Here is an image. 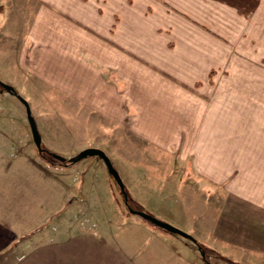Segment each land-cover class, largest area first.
Here are the masks:
<instances>
[{
  "label": "crops",
  "instance_id": "1",
  "mask_svg": "<svg viewBox=\"0 0 264 264\" xmlns=\"http://www.w3.org/2000/svg\"><path fill=\"white\" fill-rule=\"evenodd\" d=\"M54 15L58 17L55 21L51 18ZM75 23L89 26L105 40L89 31V37L83 38L77 29L66 35L61 26ZM83 39L92 43L84 48L92 49L109 67L102 73L106 84L129 81L130 66L140 75L139 66L147 61L176 81L154 87L160 91L154 96L148 93L155 106L174 105L183 98L192 110L197 104L202 106L201 114L186 116V130L143 132L154 143L158 137H168L182 149L181 156L191 158L189 166L199 171L194 183L184 180V173H176L170 190L175 205L186 208L189 219L193 217L189 224L194 231L196 222L217 234L223 231L206 208L220 192L230 194L227 198L231 203L241 201L243 208L248 204L250 218L254 208L257 215L264 212V66L257 65L264 57V0H0V79L21 96L0 91V264H85L83 251L92 248L90 238L83 243V237L90 233L83 231L81 206L82 201L95 199L89 172L84 170L92 165L86 160L98 155L84 158L86 164L78 174L70 167L67 180L68 164L51 162L39 154L24 101L29 104L35 89H47L46 94H57L59 101L69 98L81 104L82 99L93 98L86 94L82 65L76 61ZM65 68L70 71L67 85L61 77ZM90 70L85 73H100ZM227 73L228 84H223L220 81ZM134 77L139 83L132 88L142 92L145 88L139 86L144 84ZM228 88L233 91L226 94ZM242 89L249 92L243 96L235 92ZM227 98L247 99L252 108L250 125L243 129L245 121L236 122L242 115L233 114L239 117L232 118L235 123L226 129L225 122L230 120L225 114ZM237 109L233 105V110ZM167 119L173 117L161 120L170 122ZM234 167L236 171L248 169V179L227 178ZM109 186L111 192V183ZM198 209L201 211L194 214ZM122 214L128 219L131 216L128 211ZM137 228L142 232L151 229ZM252 236L249 264H264V245L258 236ZM103 246L108 250L114 245ZM145 247L157 249L160 255L164 252L170 258L168 264H209L204 256L195 261L187 257L196 255L191 243L145 244L129 239L112 253L111 263L145 264L137 259L145 255Z\"/></svg>",
  "mask_w": 264,
  "mask_h": 264
},
{
  "label": "rangeland",
  "instance_id": "2",
  "mask_svg": "<svg viewBox=\"0 0 264 264\" xmlns=\"http://www.w3.org/2000/svg\"><path fill=\"white\" fill-rule=\"evenodd\" d=\"M51 18L54 21L58 19L56 15L51 16ZM61 28L63 30L66 29V35H71L72 29H77L83 38L89 37L87 32L89 31L102 37L100 39L105 40V37L100 33L94 32L87 25L75 23L69 24V26H61ZM65 34L63 35L66 37L67 42H70L71 39ZM82 45V50L77 52L76 61L82 65L83 86L87 84L88 88L86 94L92 95L93 98L82 99L81 104L69 98L59 101L55 96L57 94L47 95V89L43 91L35 89L33 91L34 95L29 98V105L34 118L38 119L37 124L42 136L41 144L46 146L49 151L60 154L67 159L76 157L81 150L88 147L103 149L119 171L125 184V190L129 194V202L133 207L143 208L142 210L172 224H174L173 222H177L179 225L176 226L191 235V238H189L163 231L135 213H131L129 219L126 218L122 214V211L123 213L128 211V206L126 205L128 196L126 194V197H124V192L120 190L117 181L109 173L105 162L99 156L94 157L97 160L94 158H88L87 160L83 158L78 161L81 164L75 165L74 163L65 166L68 180L69 175H71L69 173L75 172L78 174L82 171V165L86 164L85 160L90 165L92 164L84 171L89 172V181L91 180L95 199L91 202L82 201L81 206L83 231H89L90 233V236L83 237V243L90 238L89 241L91 243L88 245H91L92 248L83 251V262L85 264H112V253H116L121 243L129 239L130 242H143L145 244L179 243L183 241L194 245L196 255L187 256L193 261L198 260L199 257L207 256L209 264H249L250 254L248 248L251 242V234L253 233V236L256 235V238L258 236L259 242L264 245V212H259L257 215L254 208V215L250 218L251 212L249 213L246 210L248 204L243 208L241 206L243 202L241 201L236 200L235 204L231 203L230 199L227 198V195L230 194L226 195L220 192L216 194L218 197L210 199V205H207L206 208L209 217H212L211 220L215 218L216 223L222 226L223 231L217 234L214 230L206 229L208 227L205 230L198 222H196L197 229L194 231L189 224V222L193 221V217L189 219L186 208H182L181 205H175V202L170 198V190L173 182H176V178L174 177L176 173H184V180L186 181H195L200 176L199 171L189 166L188 160L190 162L191 158L187 159L183 155L181 156L182 149L173 145L168 137H158L156 143H154L151 138H146L143 135L144 130L151 133L170 129L186 130L188 119L186 116L196 113L201 114L202 106L197 104L195 110H192L191 103L186 104L184 98L178 99L174 105L155 106L153 104L154 98L151 97L148 100L151 96L148 93L154 96V94L160 92L155 90L154 87L158 86L159 89L162 87V83L170 80L175 81V78L163 71H161L163 73H160L159 69L151 66L147 61H143V65L140 64L139 67L142 71L140 75L136 74L137 69L130 66L128 68L129 81L121 82L115 80L113 85L106 84L102 73L110 70L109 67L104 65L103 61L95 56L92 49L84 48V46L92 45V43H87L83 39ZM258 61V66H264V57L261 58V62L260 59ZM114 68L118 72L119 67L117 63L114 64ZM90 69L99 70L100 73L96 75L85 73V71H92ZM65 71L61 77H64L63 81L67 85L70 71H67L66 68ZM134 76L139 77L140 81L144 84L139 86L140 88H145L142 92L132 88L139 83L138 80L134 79ZM210 76L213 77L212 72ZM90 77L92 78L90 79ZM237 77L238 75H235L234 79L236 80ZM95 78L96 80L91 81ZM229 78V74L225 75L220 82L228 84ZM196 84L198 85L199 82ZM110 86H113L114 89ZM123 86L124 89L122 88ZM81 89L83 90V88ZM232 91L233 89L231 88L225 89L226 94ZM235 92L242 93L243 96L249 91L242 89ZM257 96H261V91L257 90ZM48 99L49 101H47ZM25 100L28 101L27 99ZM226 100L229 104H227V113L225 114L226 117L230 118V120L225 122L227 123L226 129H229L232 123H235L232 118L237 119L239 117L237 115L234 117L233 114L242 115L236 122L239 120L245 121V123H242L243 129L245 128L244 125H250L249 115L252 108L247 103V99L243 98L239 101L227 98ZM85 101L93 104H87ZM96 102L101 104L96 105ZM233 105H237L238 109L233 110ZM154 115H157V117L153 118ZM166 116H172L173 119H167L170 122H162ZM175 116L177 117L175 118ZM30 130L32 133L31 127ZM181 133L185 135L184 131H181ZM70 167H72V172H68L70 171ZM236 170L238 168L234 167L232 173L227 178L235 175L232 178L234 180H237L239 176L244 177L243 179H248V169L242 171ZM259 170L263 171V169ZM106 177L110 180L108 181ZM263 180L264 175L261 181ZM109 183H111V192ZM112 199H114V203H112ZM199 200L201 201L202 197H199ZM190 201L192 202L191 197ZM199 211L201 209L194 210L193 212L197 214ZM193 212L191 213L193 214ZM139 221L140 224L138 223ZM140 225L143 227L148 226L151 229L143 230L142 232V230L137 228ZM227 226L229 231L226 228ZM226 234H228V237L222 236H226ZM164 235H167L168 238ZM196 235L203 239L207 238V241L201 240ZM95 242H97L98 246L94 244ZM197 243L203 244L204 250ZM104 244H113V249L105 250ZM147 248L145 247V250H143L145 255L141 254L137 256L140 262H145V264H168L167 262L170 261V258H166L164 252L160 255L157 249ZM261 248L263 249V247ZM116 257H119L121 260L120 255H116ZM173 259L177 260L178 258Z\"/></svg>",
  "mask_w": 264,
  "mask_h": 264
},
{
  "label": "water",
  "instance_id": "3",
  "mask_svg": "<svg viewBox=\"0 0 264 264\" xmlns=\"http://www.w3.org/2000/svg\"><path fill=\"white\" fill-rule=\"evenodd\" d=\"M4 87L7 91L18 94L16 89L13 86L5 83ZM24 101H25L26 106H27V114H28V118H29V121H30V124L32 127V132H33V137H34L35 143H36L37 147L39 149H41L42 138H41L39 129L37 127V123H36L35 118L32 114V111H31L29 104L27 103V101L25 99H24ZM92 155H98L105 161L109 172L113 175V177L115 178L117 183L120 185V187L123 190L124 195L126 197L125 184L122 180V177H121L119 171L113 165L111 158L107 155V153L103 149L98 148V147H88V148H85L82 151H80V153L76 157H73L71 159H74V161H79L83 158H86V157L92 156ZM53 156L59 160H62V161L64 159H66V157H64L60 154H57V153H53ZM128 208H129L130 212L140 215L142 218L149 220L150 222H152L156 226L161 227L168 232L176 233V234L191 238V235L189 233H187L186 231H184L183 229H181L180 227H178V226H176L170 222H167L165 220H162L159 217H156V216L150 214L149 212H146L145 210L135 209L132 207H128Z\"/></svg>",
  "mask_w": 264,
  "mask_h": 264
},
{
  "label": "trees",
  "instance_id": "4",
  "mask_svg": "<svg viewBox=\"0 0 264 264\" xmlns=\"http://www.w3.org/2000/svg\"><path fill=\"white\" fill-rule=\"evenodd\" d=\"M4 82L0 79V91H2V90H5V87H4ZM39 154L44 158V159H46V160H49V158H50V161H52V162H58V163H64V164H69V163H73L74 162V159H64L63 161L62 160H59V159H57V158H55L54 156H53V152H51V151H49V149L46 147V146H44L43 144H41V149L39 150ZM49 155H51L50 157H49ZM119 185V184H118ZM119 187H120V185H119ZM120 190L123 192V190L121 189V187H120ZM125 192H126V190H125ZM126 194H127V196H128V202H126V205L128 206V207H132V208H135V209H140V210H142L143 208H136V207H133L131 204H130V202H129V200H130V198H129V194H128V192H126ZM124 197H125V195H124ZM146 220V219H145ZM147 222H149L151 225H154V226H156L155 224H153L152 222H150L149 220H146ZM158 228H160V229H162V230H164V231H166L165 229H163V228H161V227H158ZM166 232H168V231H166ZM199 246H200V248L202 249V250H204V245L203 244H201V243H197ZM204 258H205V260L207 261V262H209V260L207 259V256H204Z\"/></svg>",
  "mask_w": 264,
  "mask_h": 264
}]
</instances>
